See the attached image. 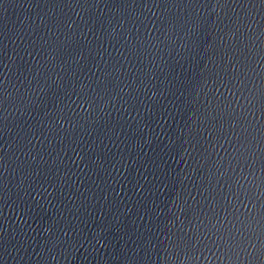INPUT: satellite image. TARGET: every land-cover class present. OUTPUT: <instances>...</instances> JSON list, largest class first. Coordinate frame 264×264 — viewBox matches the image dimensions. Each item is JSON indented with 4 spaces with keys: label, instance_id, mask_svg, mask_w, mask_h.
<instances>
[{
    "label": "water",
    "instance_id": "water-1",
    "mask_svg": "<svg viewBox=\"0 0 264 264\" xmlns=\"http://www.w3.org/2000/svg\"><path fill=\"white\" fill-rule=\"evenodd\" d=\"M0 264H264V0H0Z\"/></svg>",
    "mask_w": 264,
    "mask_h": 264
}]
</instances>
